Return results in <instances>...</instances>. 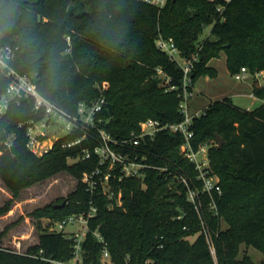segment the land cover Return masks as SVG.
Here are the masks:
<instances>
[{"label": "trees", "instance_id": "obj_1", "mask_svg": "<svg viewBox=\"0 0 264 264\" xmlns=\"http://www.w3.org/2000/svg\"><path fill=\"white\" fill-rule=\"evenodd\" d=\"M78 1L0 0V46L19 48L12 62L18 73L33 77L38 91L71 115L80 103L105 98L96 128L74 129L41 156L27 146V123L41 119L43 113L35 111L30 99L11 103L0 117V181L4 187L15 199L22 190L58 174L72 176L77 187L64 199L66 206L55 209L52 204L33 215L59 221L87 215L95 207L83 243L86 264H105L103 244L95 232L103 237L113 264H254L248 254L238 256L242 245L264 256V104L247 110L226 98L194 119L192 145H210L211 170L221 188V194L214 191L212 198L200 193L199 212L188 199L187 186L179 181L184 178L193 188H202L194 164L180 153L182 135L160 132L134 152L140 158L145 155L151 167L143 179L111 182L115 197L121 192V206L109 200L102 188L91 194L82 178L100 166L96 149L102 146L101 130L120 141L138 134L140 123L147 119L163 123L184 119L181 90H168L181 87L183 73L157 48L159 36L173 39L185 58L198 55L191 91L199 77H217L209 62L221 52L232 75L242 67L252 75L264 71V0H232L229 4L224 0H167L161 9L139 0H82L87 11L76 13L73 6ZM157 69L170 79L168 85H160ZM7 86L8 79L0 72V97ZM253 93L263 101L264 85L256 81ZM85 134L80 144L63 147ZM218 136L224 142L221 149ZM111 148L127 151L115 144ZM87 153L89 158H85ZM213 200L215 210L210 208ZM12 203L0 206V215ZM204 226L213 241L216 261ZM38 228V243L25 253L0 247V264H51L42 257L72 259L71 239Z\"/></svg>", "mask_w": 264, "mask_h": 264}, {"label": "built area", "instance_id": "obj_2", "mask_svg": "<svg viewBox=\"0 0 264 264\" xmlns=\"http://www.w3.org/2000/svg\"><path fill=\"white\" fill-rule=\"evenodd\" d=\"M148 5L156 8H163L167 0H139ZM232 0H224L229 4ZM221 10V8H219ZM157 48L165 53L172 62H175L182 70L183 80L180 88L174 86L169 87L170 90H181L179 96L182 98L180 103V111L184 115L181 122L163 123L156 119H147L140 123V131L138 134H131L127 139L115 141L111 135L106 131H100L102 139V146L96 149L100 156V166L91 173L84 174L82 182L87 186L88 191L93 194L98 188H102L104 195L111 201H116L118 206L122 205L121 192H118L115 197L114 185L120 183L127 178L143 179L145 170L150 168L145 160L146 156L140 158L134 155L138 152L143 142L147 140H154L160 132H167L171 135H182L184 142L180 146V153L195 166L197 172L196 180L202 184V188H193L184 178L180 179L187 186V196L190 202L194 204L195 209L199 212L202 206L200 193L208 194L212 198V193L216 191L221 194L219 180L216 179L213 172L211 173L209 147L210 145H201L195 148L192 145L194 132L191 129L195 118H199L204 111H191L190 99L193 97V90L191 91L192 81L191 74L198 62V55L185 58L182 56L181 51L175 44L173 39H167L159 36L156 41ZM18 47L12 45L0 46V72L8 79V86L4 94L0 97V117L4 116L11 103L19 102L22 99H30L34 103L36 112H42L43 116L39 120L30 121L27 123L28 135V148L36 155L41 156L43 153L48 152L53 145H49L46 132L48 129L58 125L62 122L66 125L67 134L71 133L74 129H80L85 132L90 128H96L97 115L103 110L105 105V98L100 96L95 99L91 104L80 103L75 115H71L57 104L44 97L37 89L34 78L28 75L18 73L12 66V62L16 59ZM158 74L163 75L165 86L168 85L170 79L163 73L161 69H157ZM249 70L242 67L241 70L235 74L236 80H243L248 74ZM257 77H264V71L256 73ZM107 85H104V89ZM99 122H101L99 120ZM47 130V131H46ZM76 141L65 142L64 148H70L80 144L85 138ZM111 144L117 145L119 148L126 149L132 152H116L111 148ZM90 154L87 153L85 158H89ZM108 164V165H107ZM107 165L106 170L103 167ZM113 181L114 185L111 183ZM212 210L216 209L213 200L210 203ZM96 208L91 207L87 215H71L63 220L56 221L53 226L49 228V232L63 233L68 239L73 241V257L68 261H55L42 257L43 260L49 261L51 264H86L83 258V243L86 235L90 230L89 221L96 214ZM80 223L84 226L82 232H72L66 234L65 228L68 225ZM207 227L204 226V232L207 235V241L210 246L211 254L216 261V250L213 241L209 235ZM100 243L103 244L102 260L105 264H113L109 251L103 237L98 233H94ZM42 254V252H41ZM217 263V262H216Z\"/></svg>", "mask_w": 264, "mask_h": 264}, {"label": "rangeland", "instance_id": "obj_3", "mask_svg": "<svg viewBox=\"0 0 264 264\" xmlns=\"http://www.w3.org/2000/svg\"><path fill=\"white\" fill-rule=\"evenodd\" d=\"M81 3L82 0H79L73 6L76 13L87 11ZM207 34L208 29L205 32V35ZM209 66L216 70L217 77L201 76L196 80L193 97L190 99L191 111H205L212 103L226 98H230L236 106L249 110L264 104V100L261 101L253 93L254 83L258 81L260 85H264V77H257L256 74L249 73L243 80H236L235 75H232L227 68L224 52H221L218 58L212 59ZM158 78L161 81L160 85L165 86L163 75L158 74ZM193 103L200 110H194ZM46 134L50 145L67 135L66 125L59 122L58 125L48 129ZM214 175L219 180L218 176ZM76 187L77 181L72 176L61 173L22 190L19 197L13 199L12 194L0 181V206L2 207L13 200L11 209L0 215V247L17 253H25L29 247L36 245L40 235L39 225L49 230L56 221L35 218L34 212L64 201L75 191ZM222 227L225 229L227 225L222 223ZM83 230L84 226L80 223L68 225L65 228L66 234ZM189 239L192 241L194 238ZM245 253L254 264H262L264 256L260 251L242 245L238 258L241 259Z\"/></svg>", "mask_w": 264, "mask_h": 264}, {"label": "water", "instance_id": "obj_4", "mask_svg": "<svg viewBox=\"0 0 264 264\" xmlns=\"http://www.w3.org/2000/svg\"><path fill=\"white\" fill-rule=\"evenodd\" d=\"M217 139H218V148L221 149L222 146H223V143H224L223 139L221 137H219V136L217 137ZM66 204H67V201L64 200L61 204H55L54 208L55 209H61V208L65 207Z\"/></svg>", "mask_w": 264, "mask_h": 264}, {"label": "crops", "instance_id": "obj_5", "mask_svg": "<svg viewBox=\"0 0 264 264\" xmlns=\"http://www.w3.org/2000/svg\"><path fill=\"white\" fill-rule=\"evenodd\" d=\"M193 109H194V110H200V109H198V108L196 107V104H195V103H193ZM247 110H249V109H247Z\"/></svg>", "mask_w": 264, "mask_h": 264}, {"label": "clouds", "instance_id": "obj_6", "mask_svg": "<svg viewBox=\"0 0 264 264\" xmlns=\"http://www.w3.org/2000/svg\"><path fill=\"white\" fill-rule=\"evenodd\" d=\"M5 27H7V25H5Z\"/></svg>", "mask_w": 264, "mask_h": 264}]
</instances>
